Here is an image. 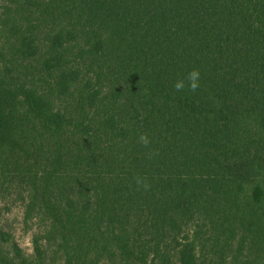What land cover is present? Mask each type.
I'll return each mask as SVG.
<instances>
[{"label":"trees","instance_id":"1","mask_svg":"<svg viewBox=\"0 0 264 264\" xmlns=\"http://www.w3.org/2000/svg\"><path fill=\"white\" fill-rule=\"evenodd\" d=\"M0 181V264H264V0H0Z\"/></svg>","mask_w":264,"mask_h":264},{"label":"rangeland","instance_id":"2","mask_svg":"<svg viewBox=\"0 0 264 264\" xmlns=\"http://www.w3.org/2000/svg\"><path fill=\"white\" fill-rule=\"evenodd\" d=\"M5 184L0 181V230L11 235L23 252L30 255L32 231L24 225L22 208L14 194L6 192Z\"/></svg>","mask_w":264,"mask_h":264},{"label":"clouds","instance_id":"3","mask_svg":"<svg viewBox=\"0 0 264 264\" xmlns=\"http://www.w3.org/2000/svg\"><path fill=\"white\" fill-rule=\"evenodd\" d=\"M199 80H200L199 70L193 69L187 74L186 78L178 79L174 84V88L176 91L179 92V91H183L185 87H187L190 91L195 92L200 86ZM139 142L145 147H147L151 143L147 134H141L139 137ZM135 182L138 187H143L145 190H147L150 187V185L146 183L145 178L137 176L135 178Z\"/></svg>","mask_w":264,"mask_h":264}]
</instances>
